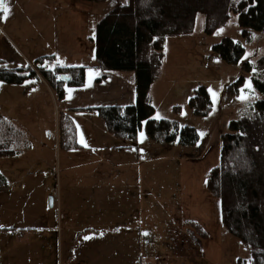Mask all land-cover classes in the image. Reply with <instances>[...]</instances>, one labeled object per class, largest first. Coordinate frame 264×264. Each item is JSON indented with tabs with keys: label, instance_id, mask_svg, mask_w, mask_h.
I'll return each instance as SVG.
<instances>
[{
	"label": "rangeland",
	"instance_id": "rangeland-1",
	"mask_svg": "<svg viewBox=\"0 0 264 264\" xmlns=\"http://www.w3.org/2000/svg\"><path fill=\"white\" fill-rule=\"evenodd\" d=\"M36 1L35 10L17 12L18 0H7V15L20 13L41 25L52 17L55 29L44 35L43 47L57 55L59 65L68 66L95 63L96 24L115 4L127 2ZM224 38L244 48L238 62L227 63L214 50ZM163 52L160 74L150 90L154 117L194 128V145L154 141L143 124L135 141L114 137L119 143L115 148H93L85 142V147L59 149L48 113L37 139L35 126L17 123L27 132L30 146L0 156V173L6 178L0 187V222L36 229L39 264H66L69 253L79 248L74 240L87 228L94 229L85 241L87 252L100 238L106 257L97 262L90 255L78 258L77 264H251L248 248L223 226L220 200L207 181L219 165L221 137L230 121L264 99L252 82L255 69H243L245 62L255 65L264 57V29L253 31L248 41L237 14L231 13L225 25L207 34L205 16L198 14L192 32L167 37ZM120 73L134 82V72ZM201 86L211 100L204 116L195 115L188 104ZM82 131L84 138L95 132L90 124Z\"/></svg>",
	"mask_w": 264,
	"mask_h": 264
},
{
	"label": "trees",
	"instance_id": "trees-1",
	"mask_svg": "<svg viewBox=\"0 0 264 264\" xmlns=\"http://www.w3.org/2000/svg\"><path fill=\"white\" fill-rule=\"evenodd\" d=\"M231 13L237 14L243 37L248 41L253 31L264 29V0H127L115 4L96 24L95 66L105 72H134L135 102L83 110L93 112L118 139L135 141L145 124L154 141L194 145L198 139L194 128L154 117L151 86L160 74L167 37L191 33L198 14L205 16V31L212 34L226 24ZM213 48L227 63L238 62L244 54L242 45L230 38L222 39ZM53 57H39L32 63L59 104L65 99L68 86L83 85L86 67L44 68L43 61ZM243 69H255L253 85L264 95V57L258 58L255 65L245 62ZM61 75L69 81L62 82ZM29 79H38V75L28 64L15 68L0 65V82L21 84ZM242 82L241 76L235 91ZM188 104L195 115H207L211 100L205 87L196 89ZM228 128L221 137L219 165L210 172L207 187L220 200L221 220L228 233L248 248L251 264H264V99L256 101L253 110L230 121ZM28 143L26 132L0 114V156L18 153ZM58 145L59 149L81 147L74 123L60 114ZM4 185L6 178L0 173V187ZM89 230L94 229H86Z\"/></svg>",
	"mask_w": 264,
	"mask_h": 264
},
{
	"label": "crops",
	"instance_id": "crops-1",
	"mask_svg": "<svg viewBox=\"0 0 264 264\" xmlns=\"http://www.w3.org/2000/svg\"><path fill=\"white\" fill-rule=\"evenodd\" d=\"M17 3L18 12L26 8L35 10L39 2L18 0ZM4 4L6 8L7 0H4ZM26 19L28 18H24L20 13H17L14 18L8 15L4 18L3 11L0 12V65L8 68L22 67L29 65L39 57L48 55H53V59L57 61V55L46 51L43 47L44 35L55 29L53 18H46L42 25L39 20ZM39 28L44 31L40 32ZM69 64L86 67L85 81L81 86H68L65 99L61 103L56 102L51 87L42 76H38V79H29L21 84L0 82V114L12 120L22 130L24 129L17 123L35 126L37 132L33 137L36 136V139L39 131H44L42 125L45 112L52 120L54 135L56 131L58 132L59 114L63 117L67 116L76 127L77 141L81 147H85L81 144L83 141L93 148H115L119 144L118 140L107 131L103 121L93 112L83 109L101 105L133 104L135 86L132 76H126L120 72H105L90 61ZM84 124L88 126L90 124L95 130L94 133H89L87 138L83 136ZM56 140L58 143V135ZM29 146L30 143H28ZM67 158L70 159L68 155ZM0 226H2L0 227V264H39L36 254L38 239L33 234L36 229L31 227L32 225H26L23 228L0 222ZM90 234L92 231L83 233L76 241L74 240L75 249L79 248L76 252L74 250L69 253L66 264H77L78 258L87 260L90 255L97 262L105 259L106 256L102 255L106 250L105 244L100 238L91 244L92 252H87L89 244H85L84 237ZM107 259H110V256H107ZM58 260H60V255H58Z\"/></svg>",
	"mask_w": 264,
	"mask_h": 264
},
{
	"label": "built area",
	"instance_id": "built-area-1",
	"mask_svg": "<svg viewBox=\"0 0 264 264\" xmlns=\"http://www.w3.org/2000/svg\"><path fill=\"white\" fill-rule=\"evenodd\" d=\"M43 67L44 68H55V67H59L60 65H59V63L56 61V60H54L53 58L51 59V58H49V59H45L44 61H43ZM29 66L31 67V69L38 75V76H41V74H40V72H39V69H38V67L35 65V64H33V63H29Z\"/></svg>",
	"mask_w": 264,
	"mask_h": 264
},
{
	"label": "water",
	"instance_id": "water-1",
	"mask_svg": "<svg viewBox=\"0 0 264 264\" xmlns=\"http://www.w3.org/2000/svg\"><path fill=\"white\" fill-rule=\"evenodd\" d=\"M2 4H3V0H2V3H0V10H2ZM60 80L64 83L68 82L69 81V78L65 75H61L60 76ZM49 205L50 206H53V200L51 199L50 202H49Z\"/></svg>",
	"mask_w": 264,
	"mask_h": 264
},
{
	"label": "snow or ice",
	"instance_id": "snow-or-ice-1",
	"mask_svg": "<svg viewBox=\"0 0 264 264\" xmlns=\"http://www.w3.org/2000/svg\"><path fill=\"white\" fill-rule=\"evenodd\" d=\"M0 3H2V0H0ZM7 14H8V9L7 8H4V10H3V16H4V18H6L7 17ZM82 143H83V141H81ZM85 146H87L86 144H85ZM0 227H2V226H0ZM145 235H147V233H145ZM91 237H84V239H90Z\"/></svg>",
	"mask_w": 264,
	"mask_h": 264
}]
</instances>
